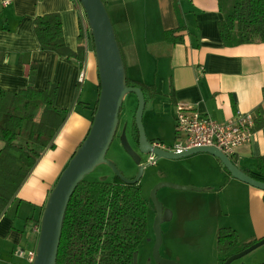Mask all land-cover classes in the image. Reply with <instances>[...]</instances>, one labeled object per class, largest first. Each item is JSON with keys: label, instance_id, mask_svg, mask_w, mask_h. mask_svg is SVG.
<instances>
[{"label": "crops", "instance_id": "0c3cea01", "mask_svg": "<svg viewBox=\"0 0 264 264\" xmlns=\"http://www.w3.org/2000/svg\"><path fill=\"white\" fill-rule=\"evenodd\" d=\"M3 1L0 0V89L16 93L26 88L28 73L34 66L33 87L39 91L54 87L55 108L65 118L53 140V148L42 154L0 216V264H27L15 257L14 251L35 247L38 237L33 228L40 223L47 197L60 173L86 137L99 81L91 40L86 43L85 58L79 65L72 59L42 51L34 34L35 18L57 14L64 44L76 52L81 30L73 0H10L6 6ZM102 1L117 37H122L120 47L128 77L155 86L156 94L144 111L157 106L158 81L148 80L150 70H154L160 83L167 87L170 113H166L164 123L158 118L149 120L146 137L151 143L171 145L175 142L176 105L225 123L237 113L253 114L263 103L264 44L225 47L217 28L222 15L216 0ZM142 2L143 6L136 5ZM175 7L185 29L181 32V43L168 45L163 41L164 32L179 26ZM151 17L155 19L151 29H158V37L152 44L161 50L156 61L147 44L140 46L141 38L137 34L139 27L147 31ZM145 32L143 40L148 43L149 33ZM83 69L85 75L80 81ZM86 83L90 90L84 99ZM162 125L167 127L160 133ZM259 161L264 177V129L256 131L250 142L239 147L232 158L235 165H241L250 175L259 173ZM144 170L148 172L144 181L146 187L167 184L192 188L180 191L163 187L156 191L164 220L173 222L175 235L205 234L203 226L208 224L207 233L215 231L217 236L221 228H231L244 244L264 238V191L232 178L214 156L202 153L175 161L159 159ZM225 221L229 223L224 224ZM187 224L190 227L184 226Z\"/></svg>", "mask_w": 264, "mask_h": 264}, {"label": "trees", "instance_id": "16d2710c", "mask_svg": "<svg viewBox=\"0 0 264 264\" xmlns=\"http://www.w3.org/2000/svg\"><path fill=\"white\" fill-rule=\"evenodd\" d=\"M216 1L222 15L217 28L225 47L264 44V0ZM175 9L179 26L176 30L164 32L163 41L168 45L181 43V32L185 29L177 7ZM33 30L42 51L82 65L86 52L85 39L78 37L76 52L70 51L64 44L57 14L35 18ZM116 39L125 65L117 34ZM125 71L127 87L142 91L146 108L156 94L155 86L130 79L126 65ZM34 77L35 67L32 66L26 88L16 93L0 89V216L42 154L53 148V140L65 121L62 113L55 108V88L36 90L33 87ZM99 93L98 83L97 100ZM96 106L97 101L92 109L91 123ZM252 117L254 126L251 131L254 134L264 129V101L254 110ZM133 127L134 142L138 146L135 123ZM260 163L257 175L245 173L254 180L264 182ZM147 213L148 203L138 184L125 185L114 175L111 182H90L84 178L71 196L65 212L56 264H133L138 246L147 234ZM255 242L242 244L234 230L221 228L216 237L218 263L223 264Z\"/></svg>", "mask_w": 264, "mask_h": 264}, {"label": "water", "instance_id": "95a60500", "mask_svg": "<svg viewBox=\"0 0 264 264\" xmlns=\"http://www.w3.org/2000/svg\"><path fill=\"white\" fill-rule=\"evenodd\" d=\"M86 16L94 50L100 93L88 134L70 157L66 167L60 173L54 187L50 191L39 223V234L35 246L36 256L32 264H56L57 252L61 238L65 212L75 189L97 166L106 165L113 175L125 185H136L142 177L144 165H138L137 175L127 179L117 170L113 163L106 159V154L114 139L119 124L120 111L124 98L128 94L135 95L137 108L135 113V127L138 133V150L144 155L155 156L159 159L180 160L197 154H210L220 161L230 176L255 189L264 191V182L254 180L248 176L241 165H235L221 152L214 148H195L180 154L165 152L153 148L148 141L142 118L145 109V99L139 88L127 87L125 65L120 53L116 32L102 0H78ZM136 162H138L136 160ZM140 164V162H138ZM171 190L190 191L188 186H170L158 184L155 193L160 188ZM156 212V228L163 221L164 212L160 203L153 197ZM161 239L157 231L156 242L153 248V258L157 264H176L164 260L159 256ZM264 245V238L243 251L231 256L223 264L251 253ZM136 264V254L133 258Z\"/></svg>", "mask_w": 264, "mask_h": 264}, {"label": "rangeland", "instance_id": "374dc122", "mask_svg": "<svg viewBox=\"0 0 264 264\" xmlns=\"http://www.w3.org/2000/svg\"><path fill=\"white\" fill-rule=\"evenodd\" d=\"M136 3V5L143 6ZM140 16V14H139ZM150 27L147 29V34L149 33L147 40L148 43H144L143 34L145 29L139 27L137 29V34L141 38L140 46L147 44V49L156 61V56L159 57L161 50L157 48L155 39L158 37V29H151L152 23H155L154 18H148ZM142 24V22H138ZM149 24V25H150ZM116 31V30H115ZM149 31V32H148ZM145 32V34H146ZM118 36V35H117ZM119 43H122V37H118ZM124 46V45H123ZM145 55V53H144ZM155 64V62L153 63ZM147 69L146 65L143 67ZM151 73H148V80L158 81V97H157V106L153 110L146 109L143 113V126L147 134L148 122L152 118H158L161 123L165 122L166 113H170V107L167 100V87L165 84L160 83V80L157 79L154 70H150ZM145 72V71H144ZM133 74V73H131ZM134 78V76H133ZM140 82V81H137ZM89 86L86 83L84 86V93L82 98H87V93L89 92ZM137 108V99L135 95L128 94L125 96L122 108L120 111V119L117 128L116 135L110 145V148L106 154V159L114 164L117 170L127 179L135 177L137 175L139 164L144 163L145 157L142 155L138 147L135 145L132 140V131L133 123L135 119V113ZM159 109V110H157ZM168 119V117H167ZM166 125H162L159 128L160 133H163L166 129ZM175 134V132H174ZM2 144L0 143V149ZM136 160L138 162H136ZM232 161V159H231ZM63 171V170H62ZM147 171L143 170L142 177L139 181V186H141V192L145 200L148 203V213H147V234L141 244L138 246L136 252V264H157L153 258V248L156 242L157 231L159 232L161 244L159 246V256L160 258L168 261H172L176 264H219L216 253V237L215 231H212L211 234L207 233V225H204L205 234L202 232H197L196 236L190 235H175L176 230L174 229L173 222H168L164 220L156 228V212L155 206L153 203V197L157 200V193H155V185L144 186L145 174ZM113 178V173L106 165L97 166L90 174L85 177V180L90 182H111ZM151 186V187H150ZM158 201V200H157ZM231 220V219H230ZM229 220V221H230ZM225 221L224 224L229 223ZM185 227H190V225H184ZM202 227V226H201ZM243 244V243H242ZM243 251V250H242ZM241 252V251H240ZM239 253V252H238ZM231 264H264V245L260 246L251 253L243 256L242 258L233 261Z\"/></svg>", "mask_w": 264, "mask_h": 264}, {"label": "built area", "instance_id": "2783aa9c", "mask_svg": "<svg viewBox=\"0 0 264 264\" xmlns=\"http://www.w3.org/2000/svg\"><path fill=\"white\" fill-rule=\"evenodd\" d=\"M73 1L79 14L81 36L87 43L88 40H91V36L86 16L79 1ZM9 2L10 0H4L2 4L6 6ZM84 75L85 69L80 75V81H82ZM253 126V117L250 113H237L227 122L218 123L209 116L200 114L184 105H176L174 110L175 142L171 145H166L154 141L151 146L176 154L195 148H214L231 160L239 147L250 142L253 135L251 131ZM154 164L155 156L148 155L143 165ZM33 231L36 232L38 237L39 225L34 227ZM13 255L25 260L27 264H32L36 256L35 247L29 250L16 249Z\"/></svg>", "mask_w": 264, "mask_h": 264}, {"label": "flooded vegetation", "instance_id": "af4514ba", "mask_svg": "<svg viewBox=\"0 0 264 264\" xmlns=\"http://www.w3.org/2000/svg\"><path fill=\"white\" fill-rule=\"evenodd\" d=\"M131 136H132V140L134 141V136H135V133H134V127H133V131H132V134H131ZM135 143V142H134ZM136 145V144H135ZM137 146V145H136ZM146 159H147V157H146ZM146 161V160H145ZM143 164H145V162L144 163H140L139 165H143ZM134 178V177H133Z\"/></svg>", "mask_w": 264, "mask_h": 264}]
</instances>
